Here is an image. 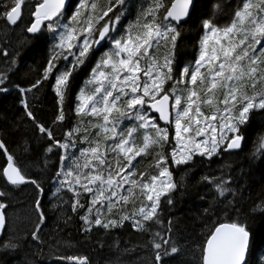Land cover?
Returning <instances> with one entry per match:
<instances>
[{
    "label": "snow or ice",
    "instance_id": "obj_1",
    "mask_svg": "<svg viewBox=\"0 0 264 264\" xmlns=\"http://www.w3.org/2000/svg\"><path fill=\"white\" fill-rule=\"evenodd\" d=\"M130 7V0H6L0 3V21L6 28L18 27L28 8L31 19L24 31L36 42L32 50L51 41L40 79L28 88L16 87L24 97V117L45 144L44 167L47 154L57 158L53 207L68 205L82 222L85 238L129 222L151 251V264H172L188 246L178 237L176 222L162 214L165 206H174L173 193L182 186L174 169L191 170L242 151L255 130V116L264 115V0H239L226 22H221L226 10L220 3L209 14L202 11V0H145L124 25ZM192 30L198 36L196 53L182 62L179 49ZM0 55L6 58L0 94H7L9 72L16 70L20 54L10 55L0 46ZM80 74H86L83 86ZM45 82L57 102L51 125L37 117L27 99L28 93L36 98L34 90ZM73 95L75 125L65 123L73 119L65 111ZM65 127L68 131L57 137L55 129ZM0 155L5 157L0 166L5 184L0 190V251L15 254L31 247L41 255L47 243L45 188L2 137ZM252 158L264 166V135ZM201 182L214 188V196L203 210L206 231L193 244L190 264H258L252 253L259 247L264 255V234L254 236L241 221L234 203L239 189L231 177L205 175ZM29 187L35 192L32 227L18 235L9 232L7 198L13 189ZM62 191L71 196L58 195ZM258 208L264 213V202ZM71 219L66 216L64 223ZM56 259L92 264L87 255Z\"/></svg>",
    "mask_w": 264,
    "mask_h": 264
},
{
    "label": "trees",
    "instance_id": "obj_2",
    "mask_svg": "<svg viewBox=\"0 0 264 264\" xmlns=\"http://www.w3.org/2000/svg\"><path fill=\"white\" fill-rule=\"evenodd\" d=\"M3 2L6 0H0V3ZM144 2L145 0H130L131 7L128 15L122 21L124 25H127L129 20L134 19L136 10ZM238 2L239 0H202V4L206 5L202 11L210 14L214 5L220 3L226 10L221 13V22H226L227 12H230ZM30 19L31 17H29L28 22ZM20 27V25L17 28L9 26L7 28L8 33H5V24L0 21V39L9 35V44L13 47V53L11 52L10 55L20 54L17 57L16 70L9 72L12 81L9 84V92L0 94V137L6 141L9 149L17 155L33 178L38 177L45 188V194L41 199L48 214L44 236L47 243L42 246L43 252L38 256L34 254L35 250L31 247H24L15 254H5L0 251V264H14L16 260H21L22 257L46 261L50 255H54L52 254L53 247L58 243L62 246L70 244L67 247L70 255H87L92 264H107L111 254L138 252L141 246L137 245H140L144 238L131 228L129 222H126L123 228L113 229L110 232L103 229L94 230L85 238L81 230L82 222L71 212L68 205H61L59 208L53 207L57 203V198L53 195L56 193V185L53 181L55 179L54 167L58 169L57 158L51 153L47 154V167H44L46 160L45 144L42 140L37 139L39 134L34 132L31 121L24 117V108L21 104V99L24 97L21 96L16 87L19 85L20 88H28L37 79H40L51 41L49 40L47 45H41L39 49L32 50L36 42L32 40L31 34L26 31H23L21 35L14 34V31H19ZM10 38H13V41ZM197 42L198 36L195 30L185 33V38L179 49L182 62L190 61L193 58L196 53L193 45ZM85 79L86 74L78 76L80 86H83ZM34 92L36 98L33 97L32 93L27 94L29 104L41 121L51 125L57 111V102L49 82H45L39 91L34 90ZM75 104V95L66 101L65 111L69 112L73 119L65 123L75 125ZM253 125L255 130L251 133V137L243 146L242 151L235 150L231 154L214 157V161L211 163H197L196 167L191 170L183 167L174 169V178L182 186L173 193L174 206H165L162 214L166 219L171 218L176 222L178 237L188 245L173 260L177 264H190L192 262L193 244L201 238L200 233L206 231L204 226L206 217L203 215V210L212 203L214 188L201 182V178L205 175L219 177L223 174L225 178L230 176L233 180V188L239 189L234 203L235 207L240 210L241 221L247 222L254 236L264 234V213L258 208L264 202V179H262L264 166L261 165L260 158H252V152L255 151L259 137L264 135V115L258 113L253 120ZM55 131L57 137H62L68 128H56ZM25 145L30 147V151L27 153L23 150ZM4 163L5 157L0 155V166H3ZM181 176L185 178H181ZM2 183L4 181L0 180V184ZM20 191L19 197L14 196L13 192L14 201L10 202L11 207L31 205L35 196L33 189L29 187L20 189L18 192ZM58 195L68 199L71 193L65 194L62 191ZM201 197H205V199H201ZM228 199L232 200L233 197L229 195ZM223 206V204L218 205L220 208ZM229 213L235 219V213H232L231 210ZM219 215L223 216V213L221 212ZM66 216H72L71 221L67 224L64 223ZM212 219L215 220L216 216H213ZM252 260L257 261L258 264H264V255H262L259 247L253 251Z\"/></svg>",
    "mask_w": 264,
    "mask_h": 264
},
{
    "label": "rangeland",
    "instance_id": "obj_3",
    "mask_svg": "<svg viewBox=\"0 0 264 264\" xmlns=\"http://www.w3.org/2000/svg\"><path fill=\"white\" fill-rule=\"evenodd\" d=\"M33 2V0H32ZM30 17L29 14V9L25 8L24 10V17H23V23L20 24V30L14 31V34L17 35H21L22 32L24 31L25 26L27 25L28 19ZM5 33H8L7 28H5ZM17 32V33H16ZM11 41H13V38H10ZM17 39V38H16ZM14 39V40H16ZM2 42H9V35L6 36V38L4 37L3 39H0V46H2ZM3 46H5V44H3ZM7 50L9 51V53H13L12 48L7 46ZM12 55V54H11ZM4 63V64H2ZM6 59L5 57H3L2 55H0V71L5 70L6 68ZM175 177V176H174ZM181 178H185L182 177ZM10 187V186H9ZM0 190H5V184L2 183L0 184ZM20 189H13L10 192L9 197L7 198V202H13V196H18L20 195L21 191L18 192ZM23 191V190H22ZM14 192V194H13ZM24 192H26V190H24ZM16 199V197H15ZM31 205H26V206H18V207H9V209L7 210L8 212V218H9V232L15 231L18 235H23L28 229H30L32 227V224L29 222V216H30V209ZM31 220L34 221L35 220V216H31ZM141 242V241H140ZM140 242H137L138 244ZM144 241L142 243H140L141 248L138 249V252L134 253H127V254H111L108 257L107 260V264H151V257H152V253L149 249H145L142 245H143ZM69 245H64L62 246V244L58 243L53 247V252L52 254L54 255H50V258L46 261L43 260H35L32 258H24L22 257L21 260H16L14 262V264H25V261H31L34 262V264H36V262H38V264H65L64 261H58L56 259L57 256H63V255H70L69 254V250L67 247H69ZM132 246V245H130ZM128 246V247H130ZM138 246V245H137ZM140 247V246H139ZM127 249V248H126ZM21 254V253H20ZM73 255V254H71ZM76 255H83V254H76ZM24 256V255H23ZM192 258V257H191ZM192 260V259H191ZM172 264H177L176 261H173Z\"/></svg>",
    "mask_w": 264,
    "mask_h": 264
},
{
    "label": "bare ground",
    "instance_id": "obj_4",
    "mask_svg": "<svg viewBox=\"0 0 264 264\" xmlns=\"http://www.w3.org/2000/svg\"><path fill=\"white\" fill-rule=\"evenodd\" d=\"M16 28H17V27H16ZM12 32H13V31H12ZM16 33H17V32H16ZM3 44H5V43L3 42V43H2V46H3ZM5 46H6V47L8 46V47H10V48H13L9 43H6ZM5 59H6V58H5ZM2 64H4V63H2ZM5 64H6V63H5Z\"/></svg>",
    "mask_w": 264,
    "mask_h": 264
}]
</instances>
